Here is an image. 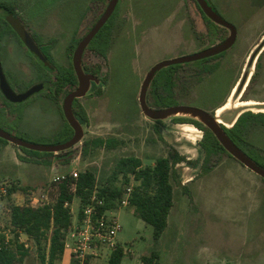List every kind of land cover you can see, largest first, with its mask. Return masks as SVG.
I'll list each match as a JSON object with an SVG mask.
<instances>
[{"label": "rangeland", "instance_id": "rangeland-1", "mask_svg": "<svg viewBox=\"0 0 264 264\" xmlns=\"http://www.w3.org/2000/svg\"><path fill=\"white\" fill-rule=\"evenodd\" d=\"M207 1L236 27L235 45L221 56L160 70L148 92L151 108L182 105L215 116L236 87L243 100L264 103V0ZM109 2L0 0V55L6 77L19 94L37 84L44 85L42 91L16 104L18 123L8 112L0 118L1 130L43 146L65 144L73 138L74 130L63 113V101L78 86L63 84L62 74L73 68L70 48L93 28ZM6 4L12 8L9 16L2 6ZM125 10L132 14L128 25L138 24L131 40L122 42L113 59L108 60L112 39L118 34L107 30L109 47L103 49L94 43L83 55L85 72L101 83L92 82L88 96L73 105L74 112L83 118H77L84 129L82 141L70 150L44 156L0 140V242L19 256L24 254L23 264H42L44 255L48 264L52 232L41 246L27 237H18L21 232L14 230L11 223L13 207H32V197L45 188L51 191L50 200L55 204L61 186L71 182V173L80 176L86 171L95 173L99 191L112 187L123 195L128 187H133L134 194L141 181L132 174L125 175L120 161L139 160L144 169L153 167L160 158L174 163L179 156L184 161L174 165V204L159 241L154 240L153 228L138 218L132 206L122 208L115 201L112 210L122 226L119 242L127 251L122 264H264V180L226 152L211 156L203 167L206 155L200 144L205 133L185 122L193 118L179 114L153 121L142 113L138 101L146 75L159 63L173 60L169 53H200L226 40L230 31L210 23L194 0H119L109 29L126 24L118 21ZM178 10L189 19L191 30L185 35L191 37L189 44L179 30L169 32L171 15ZM18 20L42 49L46 63L20 44L16 29L11 26ZM158 29L161 36L154 40L150 35ZM261 108L264 107L245 109L238 116L237 112L224 114L222 120L232 126H222L232 128L241 115L263 113ZM5 109H9L8 105ZM245 138L246 146L239 148L264 169V116L256 119ZM98 139L105 144L96 145ZM17 157L19 161L24 159L25 164L18 163L16 167L13 163ZM63 176L66 180L52 189L53 180ZM3 189L8 191L6 195ZM70 190L76 193L73 185ZM74 200L69 205V231L83 216L84 206L79 198ZM22 244L24 248H20ZM109 258L110 252L105 251L96 264H108ZM55 264L67 261L62 258Z\"/></svg>", "mask_w": 264, "mask_h": 264}, {"label": "trees", "instance_id": "trees-1", "mask_svg": "<svg viewBox=\"0 0 264 264\" xmlns=\"http://www.w3.org/2000/svg\"><path fill=\"white\" fill-rule=\"evenodd\" d=\"M2 6L4 10L8 12L7 16L12 14L11 6L7 4ZM200 11L210 21V23L216 25L204 14L201 8ZM108 23L94 38L89 47L94 43L103 47V49H107L109 47L110 39L107 37ZM11 26L14 25L11 24ZM76 46L77 44L70 48L71 54L74 53ZM221 55L222 54L215 57ZM103 56L105 57V55ZM62 76L63 79L61 80L63 84L71 83L73 86L78 84L74 68H72L71 72L69 71ZM59 91L60 90L57 89V93H59ZM164 107H167V105H164ZM74 113L80 121H83V118L79 113ZM260 116H264V113L255 114L247 112L239 117L238 121L232 128L222 127L234 143L241 149H244V146H246L247 143L245 135L247 131H249L256 123V119ZM185 122L192 123L205 133V136L200 144L206 155L203 167L207 165L211 156L221 152L228 153L218 142L214 134L202 123L195 119H185ZM104 144L105 141L102 139H98L96 141V145L98 146H102ZM23 150L37 155H55L54 153H40L24 148ZM20 160L25 161L21 158ZM183 161L184 158L179 156L176 158L174 163H172L168 158H160L156 160L153 167H146L144 169H141L142 165L139 160L125 159L120 161L121 168L124 170L126 169L125 175L132 174L135 176L137 181H141V185L132 195L131 206L135 209V213L138 218L153 228V237L155 241H159L163 237L168 227L169 216L175 199L173 178L176 175V172L174 168ZM190 164L194 167L196 166V163ZM48 165L51 166V164ZM73 183V181L64 182L61 186L60 196L56 203L52 206H46L43 208L15 206L12 208L11 223L14 230L21 232L18 237L21 238L26 236L28 240H34L38 246H41L43 240L47 239V234L52 232L48 264H55V262L62 259V256L64 255L66 234L72 226V211L69 205L72 204L75 197H77L80 199L81 205L85 206L89 202L94 189L98 188L97 177L95 173L91 171H86L79 176V179L76 181V193H73L70 190ZM121 195L122 192L120 190L115 188L113 189L112 187H103L100 189V197L106 200V209H114L115 201L118 202ZM24 247V244L20 246V248ZM124 256V249L117 248L112 252L108 264H122ZM24 258V254L19 256L16 251L10 249V247L2 245L0 242V264H23ZM46 259L47 257L44 255L42 257V264H46Z\"/></svg>", "mask_w": 264, "mask_h": 264}, {"label": "water", "instance_id": "water-1", "mask_svg": "<svg viewBox=\"0 0 264 264\" xmlns=\"http://www.w3.org/2000/svg\"><path fill=\"white\" fill-rule=\"evenodd\" d=\"M199 5L204 14L213 21L216 25L226 28L230 31L229 37L221 42L218 45L212 46L200 53L188 56H182L175 58L173 60L164 61L156 65L152 68L148 74L146 75L143 84L141 86L140 94H139V105L142 113L153 121H164L169 117L176 116L179 114L190 116L195 120H198L202 123L206 128H208L216 137L218 142L223 146V148L239 163H241L244 167L249 169L251 172L255 173L259 177L264 180V169L255 163L245 152H243L234 141L228 136L225 130L222 127L216 118V115H212L209 112L195 107L189 106H173L165 109H154L151 108L148 104V92L152 82L154 81L156 75L163 68L187 64L195 61H201L205 59H209L215 57L217 55L223 54L230 50L237 41L238 31L235 26L227 22L223 19L208 3L207 0H195ZM119 3V0H110L109 5L101 16L99 21L94 25V27L83 37V39L77 45L73 56V66L78 79V87L76 90L69 93L64 101H63V113L66 121L74 130L73 138L65 144L61 145H37L33 143H29L18 139L3 130L0 129V137L9 143L16 145L19 148H24L30 151L40 152V153H54L58 154L67 150L72 149L77 144H79L84 138V129L80 121L76 118L73 110V104L76 99L84 98L90 90L92 82L100 84V79L92 74H88L85 72L82 66V59L86 49L89 47L94 38L98 35V33L102 30V28L107 24L109 19L114 14L116 7ZM16 31L21 36V39L25 43V45L34 53H36L42 60L43 56L39 51V48L35 44L32 37L22 28L18 27V23L15 25ZM45 61V60H44ZM0 86L7 96V98L13 102H23L27 100L30 96L39 93L43 90L44 85L40 84L33 88H31L28 92L20 95H16L7 84L5 80V76L2 70L1 61H0ZM238 119V117H237Z\"/></svg>", "mask_w": 264, "mask_h": 264}, {"label": "built area", "instance_id": "built-area-1", "mask_svg": "<svg viewBox=\"0 0 264 264\" xmlns=\"http://www.w3.org/2000/svg\"><path fill=\"white\" fill-rule=\"evenodd\" d=\"M71 181L76 191V181L79 178L78 173H71ZM66 177H58L52 182L53 185L64 182ZM133 187H128L118 204L122 208L131 206ZM3 194L8 193L2 190ZM51 191L47 188L42 189L39 194L32 197L33 208H43L52 206L54 203L50 200ZM106 200L100 197V191L95 188L89 202L82 209V218L78 219L75 229L68 232L65 239V250L71 254V264H94V262L103 257L105 251L110 255L117 248H123L119 242V235L122 232V226L115 215L114 210L106 209ZM124 249V248H123ZM127 252V251H126ZM125 252V253H126Z\"/></svg>", "mask_w": 264, "mask_h": 264}, {"label": "crops", "instance_id": "crops-1", "mask_svg": "<svg viewBox=\"0 0 264 264\" xmlns=\"http://www.w3.org/2000/svg\"><path fill=\"white\" fill-rule=\"evenodd\" d=\"M122 14L124 16H121L120 19H118V21H119V23H122L124 21L126 24L123 25V27L120 26V25H113L112 26V31L111 32L114 33V34L117 33L118 35L116 37H113V39H112V47H111L110 52L108 54V60H110V59L112 60L113 59V57H114L118 47L120 46V44L122 42L125 43L127 41H130L131 40V35L134 33V31L137 30V28H135V27L138 24H136L135 27L134 26H130V24L128 25V19H129L130 16H132L131 12L128 11V10L126 12V10H125V11H122ZM141 17L142 16H140L139 18H141ZM171 18H173V21L170 23V25H171V27H170L171 29L169 31L170 33H174L173 31H178L179 30L180 32H178V33H181V36L183 38H185L186 34H188V35L190 34L191 27H190V25L188 23L189 19H188L186 13H184L182 10H178V11L174 12L173 15H171ZM163 28H164L163 31H166L164 26H163ZM161 32L162 31H160V29H158L157 31L155 30V31H153V33L150 36L152 38H154V40H157L161 36L160 35ZM190 36H192V35H190ZM190 39H191V37L188 36V38H185L184 40L187 41V44H189ZM169 54L168 55L170 56L169 57L170 59L182 57L183 55L184 56L188 55L185 52H182V54H179V55H175L174 52L169 53ZM88 94H89V92L87 93L86 96H88ZM139 94H140V92H139ZM136 99H137V96L134 97V103H135ZM138 101H139V98H138ZM162 135H163V133H162ZM18 163L19 164H23V165L25 164V163H23V161H21V160L19 161L18 157H17V160L13 164L16 167H18ZM23 237H26V236H23ZM70 257H71L70 252L65 250L64 255L62 256V258L65 261H67V264H71V262H72V258H70ZM94 264H96V261L94 262Z\"/></svg>", "mask_w": 264, "mask_h": 264}, {"label": "flooded vegetation", "instance_id": "flooded-vegetation-1", "mask_svg": "<svg viewBox=\"0 0 264 264\" xmlns=\"http://www.w3.org/2000/svg\"><path fill=\"white\" fill-rule=\"evenodd\" d=\"M107 9V8H106ZM106 11V10H105ZM104 14V13H103ZM113 16V15H112ZM101 18V17H100ZM99 18V19H100ZM112 18V17H111ZM110 18V19H111ZM109 19V20H110ZM99 21V20H98ZM97 21V22H98ZM16 22V21H15ZM19 20H18V27L20 26V27H22L21 25H19ZM96 22V23H97ZM109 22V21H108ZM107 22V23H108ZM95 23V24H96ZM94 24V25H95ZM94 27V26H93ZM12 28H13V30L15 29V27L14 26H12ZM23 28V27H22ZM108 30L111 32L112 31V28H108ZM14 32H15V34L17 35V37H18V39H19V41H20V44H22L23 46H25L29 51H31L26 45H25V43L23 42V40L21 39V36L19 35V33L16 31V30H14ZM31 37H32V35H30ZM32 39L34 40V38L32 37ZM35 42V41H34ZM36 44V43H35ZM0 45H1V43H0ZM78 45V44H77ZM1 46H0V54H1ZM77 48V47H76ZM3 49V48H2ZM76 50V49H75ZM39 51L41 52V54H43L42 53V49L41 48H39ZM32 52V51H31ZM74 53H75V51H74ZM74 53H73V56H74ZM32 54L39 60L40 59V57L36 54V53H34V52H32ZM45 55V54H44ZM45 60H47V59H45ZM0 61H1V55H0ZM48 61V60H47ZM45 62V61H44ZM46 63V62H45ZM1 66H2V70H3V73H4V76H5V80H6V82H7V84L10 86V88H11V90L16 94V95H20V94H24V93H18V88L17 87H13L12 85H11V83L9 82V80H8V78L6 77V75H5V72H4V69H3V65H2V61H1ZM73 68H74V66H73ZM75 71V70H74ZM86 73H88L87 71H86ZM63 75V74H62ZM75 75H76V73H75ZM77 77V76H76ZM78 80V79H77ZM37 85H40V84H37ZM36 85V86H37ZM70 86V85H69ZM77 86H78V84H77ZM35 87V86H34ZM33 88V87H32ZM44 89V88H43ZM30 90V89H29ZM28 90V91H29ZM234 90H235V88L232 90V92H231V95L229 96V99L223 104V106H221L219 109H221L222 107H224L230 100H231V96H232V94H233V92H234ZM28 91H26V92H28ZM25 92V93H26ZM71 93V92H70ZM33 96V95H32ZM31 97V96H30ZM29 97V98H30ZM242 97L243 96H241V98H240V102H248V101H250V100H243L242 99ZM76 100H78V99H76ZM75 100V101H76ZM26 101V100H25ZM24 102V101H23ZM20 103H22V102H20ZM16 104H18V102H13V101H11V100H9L8 98H7V96L5 95V93L3 92V90H2V88H1V86H0V118H2V116H4V114H6V112H8V114L11 116V119H13L15 122H17L18 123V107H16ZM7 105H8V110L7 109H5V108H7ZM74 105V104H73ZM13 107H14V109H13ZM218 109V110H219ZM218 110H217V112H218ZM75 114V113H74ZM76 116V115H75ZM77 118V117H76ZM221 124H223V123H221ZM195 130H197L196 128H194ZM0 140H3V141H6V140H4L3 138H1L0 137ZM7 143H9L8 141H6ZM16 146V145H15Z\"/></svg>", "mask_w": 264, "mask_h": 264}, {"label": "bare ground", "instance_id": "bare-ground-1", "mask_svg": "<svg viewBox=\"0 0 264 264\" xmlns=\"http://www.w3.org/2000/svg\"><path fill=\"white\" fill-rule=\"evenodd\" d=\"M241 96L242 94L239 92V88L236 87L231 96V100L224 107L219 109L218 112L216 113V118L220 124L223 123L227 125L228 127L232 126L231 124L226 123L222 120V116H224V114H228L231 112H237L238 113L237 116H238L245 109L254 110V108H257L259 106L264 107V103L254 101V100H250L248 102H240L239 100ZM259 111L264 113V108H261Z\"/></svg>", "mask_w": 264, "mask_h": 264}]
</instances>
